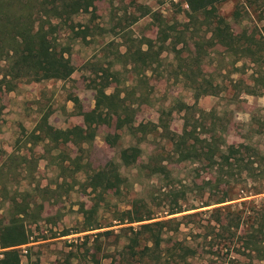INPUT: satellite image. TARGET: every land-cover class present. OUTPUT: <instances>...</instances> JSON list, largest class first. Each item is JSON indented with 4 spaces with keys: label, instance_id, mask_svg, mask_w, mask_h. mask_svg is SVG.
Returning a JSON list of instances; mask_svg holds the SVG:
<instances>
[{
    "label": "rangeland",
    "instance_id": "obj_1",
    "mask_svg": "<svg viewBox=\"0 0 264 264\" xmlns=\"http://www.w3.org/2000/svg\"><path fill=\"white\" fill-rule=\"evenodd\" d=\"M23 1H31L27 12L34 13L36 19L42 12L39 3L49 0ZM177 2L92 0L88 11L54 22L59 46L69 52L74 67L69 77L21 80L14 90H0V217L5 219L8 215V200L13 197L18 202H28L30 212L24 222L28 242L16 246L20 249V264H63L68 259L76 264H94L92 254L100 262L110 261L121 252V228L138 224L120 223L113 218L114 208L127 209L134 202L153 201L159 196V186L174 184L185 190L183 207L195 208L169 215L165 208L159 209L150 221L217 206L198 207L211 195L208 186H198L203 178L209 180L210 174L198 163L178 162L171 156L170 144L161 128L153 130V124L160 125V119L171 129L181 130L184 116L174 102L179 98L189 105L193 103L192 79L202 82L201 96L193 109L195 117L200 115L197 109L204 110V121L223 128L228 141L249 144L264 152V0L217 3L212 19L229 22L228 28L236 38L225 42L221 38L211 40L203 16L196 23L190 22L178 12ZM152 11L160 12L165 22L176 24L177 31H182L175 38L176 48L182 47L180 55L172 48L175 31H170L165 50L159 49ZM146 38L154 41L151 53L159 54L158 58L145 57V63L134 53L146 49ZM184 68L191 71L189 76L182 72ZM94 83L106 85L107 93L120 90L134 109V127L141 124L147 128L120 130L112 119L109 126L96 128L90 142H59L54 147V141L43 138L41 126L47 123L54 128L85 129L82 113L94 107ZM212 110L214 114L210 115ZM188 118L194 121L191 115ZM110 132L120 133L117 144L105 140ZM123 149L129 152L126 162L121 156ZM110 160L118 163L126 182L110 189V201H99L98 212L93 216L109 226L80 231L83 209H89L97 200L88 186L89 179L101 174ZM154 161L166 169L150 175L144 167ZM260 185L264 187V181ZM261 198L264 192L244 199ZM239 200L243 199L228 202ZM190 225L182 226L186 235L200 230ZM104 230L112 232L109 236L97 234ZM219 240L217 237L212 246L216 254L228 261H250L251 256L236 250V240L225 246ZM197 255L193 264H219L210 260L215 255Z\"/></svg>",
    "mask_w": 264,
    "mask_h": 264
},
{
    "label": "trees",
    "instance_id": "obj_2",
    "mask_svg": "<svg viewBox=\"0 0 264 264\" xmlns=\"http://www.w3.org/2000/svg\"><path fill=\"white\" fill-rule=\"evenodd\" d=\"M220 1L222 0H179L178 12L187 16L192 23H196L203 16L202 20L207 25L211 40L221 38L225 42L236 39L228 28L229 22L212 19ZM39 4L42 12L40 11V16L35 19L34 13L27 12L32 7L31 1L0 0V90H14L16 82L21 80L66 79L74 70L69 52L59 46L54 22L70 19L79 11H88L93 4L92 0H49ZM151 14L157 22L159 49L165 50L164 44L171 35L170 31H175L174 40H171L172 48L180 55L182 47L176 48L175 43L178 40L175 38L178 39L182 31H177L176 24L165 22L160 12L152 11ZM145 40L146 49H139L138 53L134 54L146 63L145 57L158 58L159 52L151 53L154 41L149 38ZM187 48L189 49V46ZM182 72L189 76L191 71L184 68ZM192 80V89L195 92L193 103L189 105L179 98L174 102L176 108L183 112L184 123L181 130L171 129L169 124L163 123V119H160V125L153 124V130L161 128L160 132L170 144V154L178 162L198 163L210 174L209 180L203 178V183L198 186H208L211 195L198 207L217 206L201 212L172 215L167 219L150 221L159 209L165 208L164 211L169 215L195 208L183 207L185 190L177 188L174 184L159 186V196L153 201L134 202L127 209L114 208L113 218L120 223H138L137 227H122L120 231L124 240L119 255L113 256L108 262H100L92 254L91 260L94 264H193L192 260L197 258V254H216L212 246L217 237L222 246L235 240L238 244L240 241L239 245L234 244L236 250L248 254L251 258L247 263H243V260L229 258L228 261L216 254L211 257L212 262L250 264L254 260L264 261V198L259 201L244 199L249 195L264 192V187L260 185L264 181V152L249 144L228 141L223 135V128L204 121V110L197 109L200 115L195 117L196 109H193L201 96L199 89L202 82L197 78ZM105 86L101 83H94L92 86L94 107L82 113L85 129L79 126L54 128L45 123L40 129L43 138L48 139V142L54 141V147H57L59 142L74 145L90 142L95 136L96 128L101 125L109 126L113 122L112 119L115 121V127L120 130L133 132L137 128H147V125L141 124L134 127V109L126 102L125 97L121 96L120 90L107 93ZM208 113L213 115L214 111ZM189 115L194 121L190 122ZM119 138L121 135L118 132L105 135L109 144H117ZM121 156L126 162L129 157L128 149H123ZM165 167L154 161L146 164L144 170L148 169L152 175L166 169ZM125 182L118 163L113 160L106 164L101 174L90 177L88 186L96 193L97 200L89 209H83L84 221L80 231L109 226L102 225L104 223L98 222L93 216L98 212L99 201H105L106 204L110 201L107 198L110 189L116 185H124ZM248 182L253 184L248 186ZM15 199L13 197L8 200L6 218L0 217V247L3 249L0 251V264H20V249L16 246L27 243L29 239L24 223L30 214L29 204ZM231 199L243 200L228 202ZM220 203L223 204L218 205ZM202 214L207 216L198 218ZM189 223L192 228L200 230H191L190 234L186 235L182 226H188ZM111 232L104 230L97 234L109 236ZM63 264L76 263L68 259Z\"/></svg>",
    "mask_w": 264,
    "mask_h": 264
}]
</instances>
